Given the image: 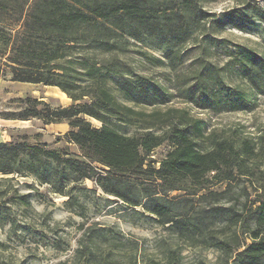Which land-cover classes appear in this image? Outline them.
<instances>
[{
	"label": "trees",
	"instance_id": "1",
	"mask_svg": "<svg viewBox=\"0 0 264 264\" xmlns=\"http://www.w3.org/2000/svg\"><path fill=\"white\" fill-rule=\"evenodd\" d=\"M237 4L217 13L206 10L202 0H0V77L57 86L73 100L68 106L52 107L27 98L24 110L5 117L40 118L46 123L65 119L71 127L67 141L81 153L74 157L67 150L24 141L0 143V172L34 175L55 192L69 195L65 203L71 208L77 196L69 191L92 179L104 192L141 207L142 214L154 215L183 237L205 240L209 223L225 220L249 239L236 245L232 264H264V170L262 191L250 206L243 204V212L235 204L216 205L227 198L236 172L255 160L259 152L255 141L209 130L205 119L186 108L146 112L127 104L128 99L154 104L167 96L155 83L126 76L122 59L113 54L130 38L150 40L164 47L174 65L181 45L196 33L203 34L202 50L209 55L226 45L213 30L228 26L247 30L259 19L264 33V7L252 0ZM233 46L222 64L198 63L183 91L185 97L213 110L252 108L254 96L264 94V54L242 44ZM233 78L250 90L241 82L231 84ZM128 126L135 127L133 134L127 132ZM163 144L171 149L156 164L151 153ZM259 149H264V142ZM211 179L227 182V189L202 194L209 207L200 213L178 210L180 196L171 192L197 195ZM213 244L224 249L230 245L224 240ZM88 249L83 242L77 252L94 255ZM133 262L137 264L136 257Z\"/></svg>",
	"mask_w": 264,
	"mask_h": 264
},
{
	"label": "rangeland",
	"instance_id": "2",
	"mask_svg": "<svg viewBox=\"0 0 264 264\" xmlns=\"http://www.w3.org/2000/svg\"><path fill=\"white\" fill-rule=\"evenodd\" d=\"M237 1L202 0V3L206 10L219 13L236 7ZM252 1L264 7V0ZM212 33L225 38L226 45L212 55L204 54L203 34L196 33L193 39L181 45L174 65L165 57L164 47L150 40L141 42L130 38L123 43V50L113 54L122 59L126 76L155 83L167 96L165 101L154 104L135 103L129 99L127 104L146 112L169 107L186 108L191 115L205 119L209 130L255 141L259 151L255 160L247 162L242 170L245 174L236 172L227 198L216 204H235L243 212V204L250 206L262 191L260 177L264 170V149L259 147L264 142V94L254 96L250 109L213 110L192 102L183 91L200 61L222 64L230 50H234L233 43L264 54V33L259 19L247 30L228 26ZM239 82L236 78L231 79V84ZM241 84L250 90L244 82ZM27 98L43 100L52 107L73 103L72 98L57 86L0 77V143H40L49 149L67 150L72 156L81 157L77 145L67 141L71 130L67 120L46 123L40 118L5 117L24 110ZM87 119L97 127L102 124L90 116ZM126 130L133 134L135 127L128 126ZM170 149V144H163L151 153V157L159 164ZM21 172L26 174L27 171L21 169ZM211 180L208 188L197 195L184 190L171 192V195L180 196L178 210L200 213L209 207L208 200L201 195L210 190L222 192L227 189V182ZM77 185L80 190L72 188L69 191L77 196L71 208L65 203L69 195L55 192L51 184L41 183L34 175L0 172V264H134L135 257L137 264H153L151 259L162 264H232L236 245L247 238L238 227L227 226L225 220L210 222L204 233L205 240L183 237L173 227L160 224L154 215L142 214L141 207L133 208L104 192L92 179H84ZM218 240L229 241L230 245L224 249L213 244ZM83 242L89 246L87 252L93 250L94 255L88 253L83 257L77 252Z\"/></svg>",
	"mask_w": 264,
	"mask_h": 264
}]
</instances>
